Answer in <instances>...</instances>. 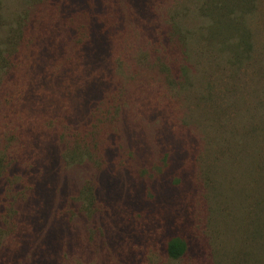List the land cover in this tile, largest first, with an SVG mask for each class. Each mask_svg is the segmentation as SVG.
<instances>
[{"label":"rangeland","instance_id":"obj_1","mask_svg":"<svg viewBox=\"0 0 264 264\" xmlns=\"http://www.w3.org/2000/svg\"><path fill=\"white\" fill-rule=\"evenodd\" d=\"M213 1L0 0V264H264V0Z\"/></svg>","mask_w":264,"mask_h":264},{"label":"trees","instance_id":"obj_2","mask_svg":"<svg viewBox=\"0 0 264 264\" xmlns=\"http://www.w3.org/2000/svg\"><path fill=\"white\" fill-rule=\"evenodd\" d=\"M241 0H214L212 5L207 7L208 10L212 11L213 15H220V17H231V15L241 8ZM216 13V14H214ZM218 29L221 28V24L215 25ZM215 33H218L215 31ZM187 249L186 242L181 238H174L167 244V254L172 259H178L182 257Z\"/></svg>","mask_w":264,"mask_h":264}]
</instances>
